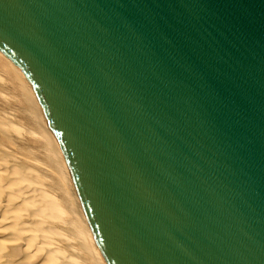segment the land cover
I'll use <instances>...</instances> for the list:
<instances>
[{
    "label": "water",
    "instance_id": "obj_1",
    "mask_svg": "<svg viewBox=\"0 0 264 264\" xmlns=\"http://www.w3.org/2000/svg\"><path fill=\"white\" fill-rule=\"evenodd\" d=\"M107 264H264V0H0Z\"/></svg>",
    "mask_w": 264,
    "mask_h": 264
},
{
    "label": "bare ground",
    "instance_id": "obj_2",
    "mask_svg": "<svg viewBox=\"0 0 264 264\" xmlns=\"http://www.w3.org/2000/svg\"><path fill=\"white\" fill-rule=\"evenodd\" d=\"M0 264H107L34 88L1 50Z\"/></svg>",
    "mask_w": 264,
    "mask_h": 264
}]
</instances>
